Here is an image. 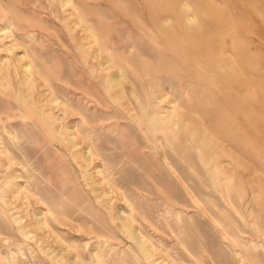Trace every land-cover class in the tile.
I'll return each mask as SVG.
<instances>
[{
  "label": "rangeland",
  "instance_id": "obj_1",
  "mask_svg": "<svg viewBox=\"0 0 264 264\" xmlns=\"http://www.w3.org/2000/svg\"><path fill=\"white\" fill-rule=\"evenodd\" d=\"M73 2L0 0V264H264V0Z\"/></svg>",
  "mask_w": 264,
  "mask_h": 264
},
{
  "label": "bare ground",
  "instance_id": "obj_2",
  "mask_svg": "<svg viewBox=\"0 0 264 264\" xmlns=\"http://www.w3.org/2000/svg\"><path fill=\"white\" fill-rule=\"evenodd\" d=\"M139 1V0H138ZM49 2V1H48ZM131 2H132V0H131ZM63 4L64 5H71V6H74V2H73V0H63ZM76 6V5H75ZM132 10H135V9H132ZM147 11V10H146ZM137 12V11H136ZM137 13H139V12H137ZM156 13V12H155ZM179 13V12H178ZM182 15V14H181ZM180 15V16H181ZM177 16V15H176ZM179 16V15H178ZM186 16V15H185ZM177 18V17H176ZM182 18V17H181ZM167 19H170L171 20V18L170 17H168ZM178 19V18H177ZM81 20H82V18H81ZM188 20V19H187ZM8 21V20H7ZM6 21V22H7ZM178 21V20H177ZM189 21V20H188ZM186 22V21H185ZM160 23V22H159ZM161 24V23H160ZM179 24V23H178ZM183 25H184V23H182ZM7 26V25H6ZM166 26V25H165ZM183 28H185V27H183ZM67 29V28H66ZM185 30H186V28H185ZM71 32V31H70ZM186 32H187V30H186ZM70 35H71V33H70ZM93 36L95 37V34H93ZM199 48V47H198ZM188 50V49H187ZM188 52V51H187ZM190 52V51H189ZM246 52V51H245ZM255 52V51H254ZM253 52V53H254ZM252 53V54H253ZM256 54V53H255ZM22 55V54H21ZM4 56V55H3ZM242 61V60H241ZM106 63L107 62H104L103 63V65H106ZM184 63V62H183ZM190 63H188V65H189ZM186 65V64H185ZM183 67V66H182ZM186 67V66H185ZM193 67V66H192ZM191 67V68H192ZM249 67H251V66H249ZM107 67H105L104 66V69H106ZM194 69H195V66H194ZM197 69V68H196ZM247 69H249V68H247ZM198 70V69H197ZM124 71V70H123ZM199 71V70H198ZM200 72V71H199ZM198 73V72H197ZM92 74V73H91ZM199 74V73H198ZM206 74V73H205ZM199 75H201V74H199ZM203 75V74H202ZM209 75V74H208ZM256 75V74H255ZM255 75H251V76H255ZM11 76V75H10ZM23 79L24 80H28V79H30V78H32V70H31V65L28 63V64H25L24 65V71H23ZM120 77H121V74H118V75H114V76H112V75H109V77H108V80H109V82L112 84V86L113 87H115V86H117V85H120ZM204 77H206V76H204ZM201 78V77H200ZM213 78V77H212ZM98 79V78H97ZM100 79V78H99ZM206 79V78H205ZM201 80V79H200ZM215 80V79H214ZM213 80V81H214ZM191 81H193V80H191ZM207 81H210V80H207ZM261 81V80H260ZM3 83V82H2ZM208 83V82H207ZM3 85V84H2ZM217 85V84H216ZM246 90H247V88H246ZM87 99V98H86ZM224 100V99H223ZM28 101V100H27ZM26 101V102H27ZM65 102V101H64ZM29 103V102H28ZM27 105V104H26ZM29 108V107H28ZM34 108V107H33ZM75 108V107H74ZM42 109V108H41ZM68 111V110H67ZM162 111V110H161ZM32 112V111H31ZM41 113V112H40ZM66 113V112H65ZM82 113V112H81ZM137 113H140V112H137ZM41 115V114H40ZM44 117V116H43ZM47 118V117H46ZM220 120V119H219ZM46 123H47V120H46ZM85 124V123H84ZM224 124V123H223ZM50 125V124H49ZM81 125V124H80ZM160 125V124H159ZM75 126V125H74ZM158 126V125H157ZM156 126V127H157ZM161 126V125H160ZM1 127V126H0ZM4 127V126H3ZM79 127H81V126H79ZM51 129V128H50ZM83 130V129H82ZM173 130V129H172ZM1 132V131H0ZM85 132V131H84ZM87 132V131H86ZM165 132V131H164ZM81 133V132H80ZM166 133H167V131H166ZM169 133V132H168ZM229 136H231V135H229ZM84 137H85V135H84ZM60 138H61V136H60ZM234 141V140H233ZM231 142V141H230ZM63 144V143H62ZM66 146V145H65ZM240 146V145H239ZM90 147H92V146H90ZM93 148V147H92ZM91 149V148H90ZM222 152V151H221ZM69 153V152H68ZM215 153V152H214ZM65 154V153H64ZM71 154H72V152H71ZM2 155V154H1ZM70 155V154H69ZM11 156V155H10ZM67 156V155H66ZM86 156V155H85ZM14 159V158H13ZM12 159V160H13ZM86 160H89V157L87 156L86 157ZM74 161V160H73ZM10 163H11V161H9ZM13 162V161H12ZM89 162H90V160H89ZM9 163V164H10ZM74 168V167H73ZM77 168H78V166H77ZM101 168H103V167H101ZM2 170H4L3 168L1 169V171ZM76 170V169H75ZM3 172V171H2ZM80 172V171H79ZM106 174V173H105ZM2 176V175H1ZM9 178H7V179H11V180H15L16 178H18L19 177V175H15V174H13V173H10L9 175ZM83 176V175H82ZM5 178V177H4ZM82 178V177H81ZM214 178V177H213ZM3 180V179H2ZM80 181V180H79ZM7 182V181H6ZM9 183V182H8ZM21 183V182H20ZM15 186H18L19 188H20V186L16 183V182H14L13 183ZM82 184V183H81ZM80 184V185H81ZM86 184V183H85ZM84 184V185H85ZM24 185V184H23ZM83 185V186H84ZM27 186V185H26ZM8 186H6V188H7ZM85 188V187H84ZM4 189H5V187H4ZM3 189V190H4ZM84 190V189H83ZM86 190V189H85ZM87 191V190H86ZM36 192V191H35ZM1 193V192H0ZM88 193V192H87ZM91 194V193H90ZM1 195V194H0ZM3 195H5V194H3ZM9 195V194H8ZM7 195V196H8ZM91 196V195H90ZM2 197V196H1ZM45 199H47V198H45ZM44 199V200H45ZM94 199V198H93ZM1 200V199H0ZM48 201V200H47ZM46 202V201H45ZM2 203V202H1ZM94 203V202H93ZM47 204V203H46ZM48 205V204H47ZM97 205V204H96ZM5 206V205H4ZM95 206V205H94ZM51 207V206H50ZM54 207V206H53ZM4 208V207H3ZM100 208V207H99ZM129 211V210H128ZM134 211V210H133ZM1 212V211H0ZM4 212V211H3ZM130 212V211H129ZM2 213V212H1ZM107 213V212H106ZM122 213V212H121ZM109 214V213H108ZM4 215V214H3ZM9 215H11V213H9ZM122 215H123V225H124V227H125V229L128 231V233H129V235H130V237L134 240V242L142 249V251H144L148 256H150V257H152L153 256V252L151 251V249L148 247V246H146L145 244H144V241L142 240V238L141 237H139L138 236V234H137V231L135 230V229H133V227H132V220L131 219H129L128 217H126V216H124V214L122 213ZM1 216V215H0ZM106 216V215H105ZM10 217V216H9ZM131 217V216H130ZM133 217H134V215H133ZM2 218V217H1ZM138 218V217H137ZM13 219V218H12ZM61 219V218H60ZM59 219V220H60ZM134 219H136V216H135V218ZM48 221V220H47ZM63 221V220H62ZM139 221V220H138ZM14 222V221H13ZM4 225H5V223H3ZM15 224H17V223H15ZM41 224V223H40ZM50 224V223H49ZM19 225V224H18ZM54 225H56V224H54ZM17 227V226H16ZM20 227V226H19ZM67 227V226H66ZM12 228V227H11ZM72 228V227H71ZM55 229V228H54ZM108 229V228H107ZM141 229V228H140ZM21 230V229H20ZM109 230V229H108ZM18 231V230H17ZM115 231V230H114ZM11 232V231H10ZM22 232V231H21ZM21 232H19V233H21ZM58 233H62V232H58ZM144 233V232H143ZM10 234H12V233H10ZM66 235V234H65ZM13 236V235H12ZM21 236V235H20ZM26 238V237H25ZM152 241V240H151ZM100 242H102V241H100ZM161 242V241H160ZM154 243V242H153ZM163 243V242H162ZM239 243V242H238ZM7 244V243H6ZM87 245V244H86ZM76 246V245H75ZM88 246V245H87ZM20 247H21V245H20ZM19 249V248H18ZM33 249V248H32ZM31 249V250H32ZM39 249V248H38ZM260 250V249H259ZM9 251V250H8ZM7 251V252H8ZM30 251V250H29ZM76 251H78V250H76ZM80 251V250H79ZM247 251V250H246ZM32 252V251H31ZM167 252H168V250H167ZM33 253V252H32ZM34 254V253H33ZM78 254H79V252H78ZM36 255V254H35ZM83 256V255H82ZM90 256V255H89ZM12 259V258H11ZM26 260V259H25ZM53 261V260H52ZM52 261H51V263H52ZM101 261V260H100ZM9 262V261H8ZM23 262V261H22ZM37 262H38V260H37ZM43 262H44V260H43ZM88 263V262H87ZM86 263V264H87ZM160 264H162V263H160ZM176 264V263H175Z\"/></svg>",
  "mask_w": 264,
  "mask_h": 264
}]
</instances>
